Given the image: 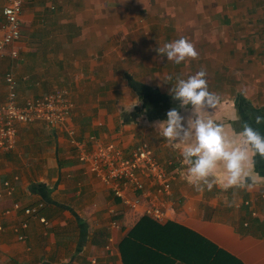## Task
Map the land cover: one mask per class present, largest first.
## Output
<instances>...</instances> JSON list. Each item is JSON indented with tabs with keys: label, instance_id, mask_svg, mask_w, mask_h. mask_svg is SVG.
Here are the masks:
<instances>
[{
	"label": "crops",
	"instance_id": "1",
	"mask_svg": "<svg viewBox=\"0 0 264 264\" xmlns=\"http://www.w3.org/2000/svg\"><path fill=\"white\" fill-rule=\"evenodd\" d=\"M210 1L215 6L214 14L217 15L215 20L221 22L230 18L229 13L233 12L234 4L238 6L237 11L239 12L251 10L256 5L259 10L264 11V0ZM93 4L99 10V3L95 1ZM4 5L5 0H0V36L2 35ZM73 5L72 0L70 2L66 0V6L62 8L61 0H24L20 19L21 38L15 44L18 58L11 60L6 56L2 61L0 100L3 101L6 95L3 80V74L6 72H12L15 75L20 103L26 98L43 97L55 89H67L74 103L69 123L74 128L77 139L83 141L89 138L90 128H94L98 122L95 120L88 122L86 118L83 120L85 124H81L82 129L79 125L81 118L75 106V99L83 98L81 97L83 95H90L91 98L96 96L99 99L101 87L106 81L104 76L106 65H104L103 58L100 60L98 50L87 48L90 50H86L81 56L76 52L75 43L81 39L87 42L93 36L92 27L98 39L104 38V30L100 28L99 23L95 26L84 24L83 21L87 15L82 12L75 15ZM89 16L97 21L107 19L106 14L99 12L91 13ZM91 48H93L92 44ZM94 54L95 59H93ZM69 61L70 65H67ZM1 71L4 73L1 74ZM67 71H71L70 74L79 79L85 78L84 86L76 88L80 82L78 78L72 85V81L67 79ZM125 74L127 73H123V78L137 97L138 106H140L138 96L130 88ZM92 76L97 78L94 80ZM68 86L70 90L65 88ZM87 86H91L92 89L86 88ZM152 88L162 94H167L158 88ZM238 94H242L254 108L264 110V95L259 96L254 102L255 98L243 93H237L230 100L229 110L225 115L218 116V113L213 110L214 122L223 125L225 135L237 144L242 140L238 135L242 130V124L234 103ZM183 107L192 108L191 105H180L178 110L180 113ZM139 119H136L134 123L136 124ZM157 121L160 120H155ZM134 123L121 124L120 121L123 127ZM34 126L36 128L32 130L41 131L47 144L46 147L50 146L52 149L48 156H29L21 160V164L18 162L10 168H4L5 165L0 163V227H2L0 264H122L117 245L125 233L112 226L106 230L102 221L107 215L102 212L105 207L101 205L106 193L110 195L114 203L118 204L117 206H122V204L118 200L117 203L110 191L78 162L76 150L69 143L63 130H51L43 125ZM185 127H188L187 123ZM25 128V126L19 127L18 134ZM115 137L112 135L110 138ZM103 138L106 139V136ZM191 142V137L187 140L177 138L170 143L171 148L156 147L153 149L149 146L159 163L165 167L170 164L168 157L171 154L174 155L172 150H176L175 152L182 156L183 144ZM39 144L43 145L42 142ZM118 144L114 143L126 153L132 150L126 151L121 146L122 143ZM35 149H38V146ZM10 158L9 154L4 153L0 156V161ZM29 159L33 161L34 167L28 169L25 168L24 162ZM253 160L254 152L249 148V159L244 166L249 173L247 182L252 184L250 189L235 186L224 189L213 185L210 190L204 186L203 190L199 191L196 185L190 186L188 181L181 176V172L190 166L183 157L184 165L187 167L175 173L171 184V196L164 198L165 210L170 221L198 233L218 248L234 256L242 264H264L262 231L264 212L261 206L255 203L261 199L264 200V170H262L263 174L257 172ZM21 165L24 166L23 169L19 167ZM15 170L19 171V176L14 172ZM5 183L9 184L8 188H11L10 194H8ZM198 183L203 185V181ZM15 203L20 205V209L13 208ZM36 204H42L38 217L26 218L23 209ZM95 204L97 207L94 206ZM244 205L248 207V210ZM123 210L124 216L118 224L120 226L126 224V220L129 223L135 216L130 210ZM130 216H132L131 220ZM40 217L46 221V224L39 221ZM25 219L28 221V227L24 231L25 240L18 241L13 228ZM103 232L104 236L100 238ZM107 246L109 249L106 248ZM93 260L94 263H92Z\"/></svg>",
	"mask_w": 264,
	"mask_h": 264
},
{
	"label": "rangeland",
	"instance_id": "2",
	"mask_svg": "<svg viewBox=\"0 0 264 264\" xmlns=\"http://www.w3.org/2000/svg\"><path fill=\"white\" fill-rule=\"evenodd\" d=\"M67 1L70 2V0ZM72 1L75 15L78 12L87 15L83 21L84 24L95 26L99 23L100 28L104 30V38L98 39L92 27L93 36L87 42L81 39L75 43L76 52L81 56L86 50H98L100 60L103 58L106 65L104 72L106 81L101 87L99 99L96 96L91 98L90 95L75 99V106L81 118L79 121L81 128L83 129L82 125L85 124L83 120L86 118L88 122L91 120L98 122L94 128H90L89 136H94L105 143L117 142L118 145L122 143L121 146L126 151H130L139 142H146L153 149L171 148L170 143L173 140L168 141L159 135L155 121L149 122L141 118L136 124L121 126L120 112L132 111L139 105L137 97L127 86L123 73L169 94L168 90L177 77L186 79L189 75L203 69L206 72L208 89L219 96V102L211 109L197 107L194 110L193 107L189 109L183 107L180 115L184 117L182 121L184 124H188L189 120L194 121L196 116L215 121L213 110L218 113V116L225 115L229 110L230 100L237 93L255 98L254 102L259 96L264 95V11L259 10L257 5L251 10L247 9L246 12H239L238 6L234 4L233 12L229 13L230 18L221 22L215 20L217 18L214 14L215 6L210 0ZM95 1L99 3V10L93 4ZM61 3V8L66 6V0H61ZM227 7L230 6L227 5ZM97 12L106 14L107 19L97 21L89 16ZM181 37L193 44L197 52L195 58H187L186 61L177 65L167 61L166 56L157 52L156 49L163 46L165 42ZM67 65H70V61ZM68 72H66L67 79L72 81L73 85L78 77L70 74L71 71ZM2 73L4 71H1ZM169 77L171 80L164 82ZM92 78L95 80L97 77L92 76ZM85 80V78H78L80 82L76 88L83 87ZM65 88L70 90L69 86ZM86 88L92 89L91 86ZM25 127L19 131L15 149L10 152H0V156L4 153L11 156L9 160L0 161L5 165L4 168L14 167L29 156H48L52 151L50 146L46 147L41 131L32 130L36 128L35 126ZM112 135L116 137L110 138ZM103 136H106V139ZM40 142L43 145H40ZM36 146L38 149H35ZM172 151L174 155L171 154L168 157L170 164H167L165 168L175 175L177 171L187 166L184 165L183 157L175 152L176 150ZM24 165L28 169L34 167L31 159L24 162ZM19 167L24 168L23 165ZM14 172L19 176L18 170ZM188 184L194 186L189 182ZM255 203L259 204L264 212V200L261 199ZM101 205L105 207L102 212L107 215L102 221L106 230L111 226L118 228L116 230L125 233L122 239L140 217L130 216L132 221L127 223L128 220H126V224L120 226L118 224L124 216L123 209L127 208L123 205L117 206L118 204L114 203L107 193ZM94 206L97 207L96 204ZM247 208L245 206L246 210ZM103 236L104 232L100 238Z\"/></svg>",
	"mask_w": 264,
	"mask_h": 264
},
{
	"label": "built area",
	"instance_id": "3",
	"mask_svg": "<svg viewBox=\"0 0 264 264\" xmlns=\"http://www.w3.org/2000/svg\"><path fill=\"white\" fill-rule=\"evenodd\" d=\"M23 3L24 0H5L0 36V68L6 56L11 60L18 58L15 44L21 38ZM3 80L6 95L0 101V152L15 149L21 126L43 125L51 130H63L76 150L78 162L110 191L114 199L134 215H145L159 223L168 220L164 198L171 196L174 175L159 163L146 142L136 143L126 153L114 143L102 142L94 136L80 141L69 123L74 103L67 89H55L43 97L26 98L20 103L15 75L6 72ZM5 186L8 188L9 184L5 183ZM10 192L11 188H8V194ZM13 208L18 210L20 205L15 203ZM41 208L42 204L28 206L23 209V214L26 218H36ZM39 221L46 224L41 217ZM27 227L28 221L25 219L13 228L18 241L25 240L24 231ZM106 248L109 249V246Z\"/></svg>",
	"mask_w": 264,
	"mask_h": 264
},
{
	"label": "clouds",
	"instance_id": "4",
	"mask_svg": "<svg viewBox=\"0 0 264 264\" xmlns=\"http://www.w3.org/2000/svg\"><path fill=\"white\" fill-rule=\"evenodd\" d=\"M156 50L166 56L167 61L177 65L187 58L197 56L193 44L184 37L165 42ZM169 80L171 77L164 82ZM168 91L171 98L178 100L181 106L191 105L194 110L197 107L211 109L219 102V96L208 89L203 69L186 79L177 77ZM182 121L184 117L180 112L171 108L166 112V119L155 122V127L159 129V135L168 141L192 138L191 143H185L181 148L184 161L190 165L181 172L184 179L196 185L199 191L204 186L210 190L213 185L224 189L233 186L248 189L252 187L247 182L249 173L244 165L249 159V148L264 157V135L257 128H253L248 121H243L242 130L238 133L242 140L237 144L225 135L223 125L210 118L196 116L194 121L189 120L187 128ZM255 123H264V115H256ZM200 181H203V185L198 183Z\"/></svg>",
	"mask_w": 264,
	"mask_h": 264
},
{
	"label": "trees",
	"instance_id": "5",
	"mask_svg": "<svg viewBox=\"0 0 264 264\" xmlns=\"http://www.w3.org/2000/svg\"><path fill=\"white\" fill-rule=\"evenodd\" d=\"M130 88L137 94L140 106L132 111H122L121 124L134 123L145 117L148 121L166 119L171 108L179 110L180 103L170 95L134 81L125 74ZM241 124L248 121L264 135V123H255L256 115H264V110L254 108L238 94L235 99ZM255 170L262 173L264 157L254 153ZM118 203V201L116 200ZM264 235V228H263ZM118 250L122 264H242L238 259L198 233L176 224L174 221L156 222L148 216H140L132 229L119 242Z\"/></svg>",
	"mask_w": 264,
	"mask_h": 264
}]
</instances>
